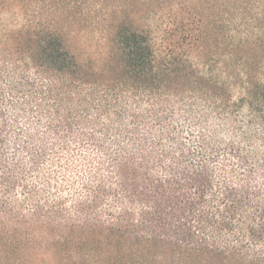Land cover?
Returning <instances> with one entry per match:
<instances>
[{
  "label": "trees",
  "instance_id": "trees-1",
  "mask_svg": "<svg viewBox=\"0 0 264 264\" xmlns=\"http://www.w3.org/2000/svg\"><path fill=\"white\" fill-rule=\"evenodd\" d=\"M225 3L257 32L213 72L127 22L71 52L99 0H0V264H264V0Z\"/></svg>",
  "mask_w": 264,
  "mask_h": 264
},
{
  "label": "rangeland",
  "instance_id": "rangeland-1",
  "mask_svg": "<svg viewBox=\"0 0 264 264\" xmlns=\"http://www.w3.org/2000/svg\"><path fill=\"white\" fill-rule=\"evenodd\" d=\"M226 0H99V20L62 17L58 27L67 48L85 59L104 60L109 46V32L118 23H132L152 33L161 56H175L179 62L193 59L205 64L209 70H226L232 52L231 36L234 28L246 32L251 27L239 21L232 26ZM19 12V11H18ZM21 14V13H20ZM14 22V17L4 15ZM21 22V18L19 19ZM15 25V24H14ZM193 29L200 40L192 43L188 32ZM256 31V29H251ZM264 49L238 50L243 56ZM264 72V70H263ZM264 76V73H262Z\"/></svg>",
  "mask_w": 264,
  "mask_h": 264
}]
</instances>
